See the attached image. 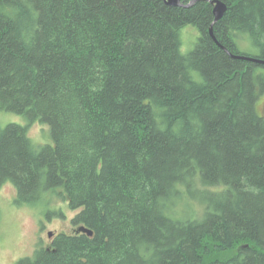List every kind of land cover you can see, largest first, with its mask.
Wrapping results in <instances>:
<instances>
[{"label": "trees", "instance_id": "16d2710c", "mask_svg": "<svg viewBox=\"0 0 264 264\" xmlns=\"http://www.w3.org/2000/svg\"><path fill=\"white\" fill-rule=\"evenodd\" d=\"M182 1L0 0V185L94 232L17 264H264V0Z\"/></svg>", "mask_w": 264, "mask_h": 264}, {"label": "rangeland", "instance_id": "374dc122", "mask_svg": "<svg viewBox=\"0 0 264 264\" xmlns=\"http://www.w3.org/2000/svg\"><path fill=\"white\" fill-rule=\"evenodd\" d=\"M184 32V31H183ZM195 29L189 27L184 33L185 46L190 47L195 36ZM242 51L257 54L248 43L241 46ZM184 52H188L186 48ZM258 109L264 114V95L258 100ZM10 123L28 125V121L21 115L0 111V129ZM29 137L37 145H45L51 141L50 127L37 121L28 129ZM17 189L11 182L0 185V264H17L21 258L33 256L40 247L51 246L49 232L54 235L60 232H71L73 218L77 211L69 207L67 200L54 196L51 215L44 213L30 205L16 203ZM56 210V212H55ZM59 211V212H58Z\"/></svg>", "mask_w": 264, "mask_h": 264}, {"label": "water", "instance_id": "95a60500", "mask_svg": "<svg viewBox=\"0 0 264 264\" xmlns=\"http://www.w3.org/2000/svg\"><path fill=\"white\" fill-rule=\"evenodd\" d=\"M165 1L169 5L182 6V7H190L195 2V1H192L190 3H184L182 0H165ZM210 2L213 5V12H214V16H215V21L214 22H217L218 20L223 18V16L225 15V13H226V11L228 9V5L223 0H210ZM211 33H212L213 37L215 38V36L213 34V26L211 27ZM215 40L217 41L216 38H215ZM231 55H233V54H231ZM235 57L238 58V59H243V60H248V61H253V62L260 63V64H264V59H261V58L249 57V56H244V55L243 56L242 55H238V56H235ZM73 232L76 233V234L86 233V234H88L90 236H92L94 234L93 230L90 229L89 227L85 226V225L76 226L73 229ZM52 235H53V232H49V236H52Z\"/></svg>", "mask_w": 264, "mask_h": 264}, {"label": "flooded vegetation", "instance_id": "af4514ba", "mask_svg": "<svg viewBox=\"0 0 264 264\" xmlns=\"http://www.w3.org/2000/svg\"><path fill=\"white\" fill-rule=\"evenodd\" d=\"M74 228H75V227H72V231H71V232H73V229H74ZM48 234H49V233H48ZM56 235H57V234L54 235V233H53L52 236H49V237L51 238V240H52L51 243H50L51 246H52V242H53V240H54V238H55ZM51 246H49L48 248H51Z\"/></svg>", "mask_w": 264, "mask_h": 264}, {"label": "bare ground", "instance_id": "6f19581e", "mask_svg": "<svg viewBox=\"0 0 264 264\" xmlns=\"http://www.w3.org/2000/svg\"><path fill=\"white\" fill-rule=\"evenodd\" d=\"M182 7V6H181ZM214 25V24H213ZM234 55V54H233ZM234 56H238V55H234ZM243 56V55H242Z\"/></svg>", "mask_w": 264, "mask_h": 264}]
</instances>
